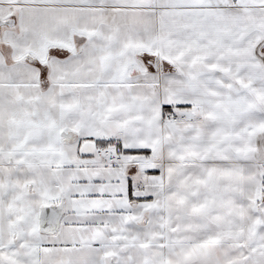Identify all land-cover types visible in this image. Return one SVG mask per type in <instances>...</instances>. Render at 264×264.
Returning <instances> with one entry per match:
<instances>
[{
  "label": "snow or ice",
  "instance_id": "6c2138e0",
  "mask_svg": "<svg viewBox=\"0 0 264 264\" xmlns=\"http://www.w3.org/2000/svg\"><path fill=\"white\" fill-rule=\"evenodd\" d=\"M0 264H264V0H0Z\"/></svg>",
  "mask_w": 264,
  "mask_h": 264
}]
</instances>
